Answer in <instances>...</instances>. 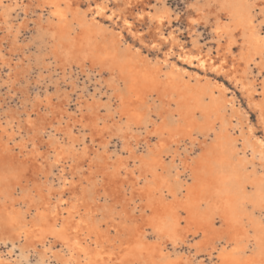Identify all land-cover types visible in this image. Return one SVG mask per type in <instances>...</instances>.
I'll use <instances>...</instances> for the list:
<instances>
[{"label":"rangeland","instance_id":"374dc122","mask_svg":"<svg viewBox=\"0 0 264 264\" xmlns=\"http://www.w3.org/2000/svg\"><path fill=\"white\" fill-rule=\"evenodd\" d=\"M100 1L105 2L109 10L116 7L114 0ZM221 1L138 0L135 12L138 13L141 10L163 12L166 18L161 25L163 27L161 34L168 36L173 33L181 44L183 43L186 47L199 48L212 57L215 56L216 61L226 55L227 60L229 59L228 63L235 64L243 75L253 80L258 96L261 97L263 96V77L258 73V68L264 58L257 57L247 67L244 66L246 62L241 58V54L246 48L245 39L249 40L252 32L257 30L264 35V31L259 26V13L264 9V0H229L225 5ZM88 2L87 0H72L70 11L61 20L53 19L50 8H45L42 0H3L0 5V177L2 175L4 177H1L0 181V210L13 209L17 215L27 213L25 215L29 221L37 214L36 206L40 205L39 202L52 201L51 207L63 197L72 202L68 191L60 194L62 178L65 176L64 178H68L69 181L78 180L83 178V174L94 172L99 180L105 175L102 165L106 164L102 159L109 158L110 161L107 162L111 164L106 162L109 166L108 168L106 165V172L107 174L112 172L113 177L118 178L116 182H119L123 188V199L125 200H120V202H123L131 213V221H129L135 227L144 223L141 236H143L145 249L127 257L125 264H156L157 262L158 264H219L217 255L219 248L222 247L220 241L231 249L235 246V241L231 238L236 231H242L243 227H231L230 220L225 216L224 200L208 199L215 187L216 189L220 188L219 185L223 187L222 180L242 179L243 182L245 177L251 181L253 179L264 180V161L260 160L259 154L253 150L248 149L249 151L245 154L243 144L239 141L241 138L239 133L243 130L244 135H247L248 122H255L253 120L255 114L250 112L249 121H246L245 113L248 110L246 100L223 76L211 71H203L195 65L185 64L178 59L176 53L170 55V63L165 64L163 57L170 47L169 43H163L158 48L150 46L152 39L148 31H153L151 27L153 22L148 17L142 20L130 17L139 26V30L147 34L146 44L123 30L120 20L117 23L114 20L99 18L100 25L90 22L88 25L79 24L78 21L86 15L87 11H81L80 8ZM9 6L12 9H9ZM234 8H236L235 16L232 15ZM73 12L78 13V19L74 17ZM86 16L90 21V16ZM220 26L224 31L221 30V34L218 35L216 31ZM118 30L125 35L120 44L114 41ZM63 34L69 35V39H61ZM75 37L81 42L79 45L71 46L70 41ZM84 37L89 40V43ZM151 37H154V33ZM228 41L231 42V49L225 50ZM109 45L115 46L116 49L119 48L116 52L123 57L120 62H123L124 67L134 71L133 75H129L127 79L128 85L120 74V69L110 70L112 66L110 60L103 61L104 63L99 62L88 53L90 51L101 52L110 47ZM136 49H139V52H136ZM173 64L179 65L181 69L187 68L184 69L186 73L182 75L171 71ZM215 82L224 83L229 89L226 92L228 94L220 93ZM116 85L121 91L116 90ZM189 86L193 89L210 86L213 88L212 95L218 98V103L212 106L209 95H200L194 90L183 97L181 92ZM119 92L124 94V98L120 99ZM200 97L203 103L207 104L205 110L195 107ZM228 99H233L234 104H237L235 110L239 111H235L236 116L232 118L231 111L226 108L225 100ZM49 104L52 106L53 115L61 111L59 116H53V119L62 124L61 139H66L63 146L64 161L56 167H53L50 161L42 165L25 146L30 138L26 114L33 109L37 112L41 108L47 109ZM122 109L126 110L127 114H123ZM129 115L134 116L138 122L132 128H129L127 124ZM170 120L177 122L178 129L174 131L165 129L160 137L153 133L155 127L163 122L170 126L168 123ZM224 120L228 122L225 129L222 127ZM212 124L215 125V131L208 130ZM95 127L99 130L94 133ZM93 134H96V138ZM218 136H221L224 141L225 138L229 141L237 140L235 150H238V153L234 154L233 158H230L232 156L230 147L227 144H219ZM70 137L76 141L75 148L70 147L72 141ZM158 142L163 144L164 151L155 161H152L153 164H156L158 172L164 175L169 174L167 184L180 183L183 191L172 193L168 190V185L164 184L157 189L146 190L141 198L140 194H143L144 190L140 189V185L145 182L144 179L149 177L150 172L147 171L149 167L142 164L139 159L147 154L149 147H153ZM127 143L130 145L127 146ZM83 147L89 151L90 155L87 156L88 158L80 159V169L83 167L81 170L70 174L69 167L73 160L71 158L80 157ZM13 156L16 160L23 157L30 165L31 173L24 172L16 175L17 171L14 166L5 168L3 161ZM243 157L247 158L245 162H241ZM223 160L227 161V164L231 162V166L235 168L234 172L227 171L229 168L225 167L226 162ZM183 162L190 165L188 170L184 168ZM171 164L177 165V168H173ZM142 170L144 171L141 172ZM124 171L126 173H122ZM62 172L64 176L60 174ZM246 185L248 186L246 192L255 193L256 188L252 183L247 182ZM231 188L232 195L236 199L237 188L235 185ZM133 193L137 196H133ZM184 193L190 195L189 201L184 198ZM102 196L103 188L97 194L99 199ZM148 196L153 200L156 199L155 211L147 206ZM100 202L102 206V201L98 203ZM237 202H239L238 212H240L241 220L243 219L246 224L245 229L250 235L264 231V200L238 199ZM68 206L69 204L61 205L60 215L55 217L58 227H67L70 223L68 221H71ZM27 208L29 209L26 210ZM190 211H194V214L193 218L189 219ZM52 214L53 212L47 217L50 219ZM160 219L167 222L169 231L166 229V233L156 231L154 222ZM99 220L100 217L96 220L97 226L100 225L97 230L104 231L107 225L99 224ZM176 222L179 224L176 225ZM46 224L49 225L50 220ZM173 228L175 234H171ZM94 231L95 228L85 227L82 229L81 238L85 237L93 241L96 238ZM5 237H10V239H1ZM173 237L175 239H172ZM45 241V243L36 241V244L30 240H19L10 234L3 235L0 229V263L86 264L85 261L82 263L77 260L68 261L69 255L65 252L64 246L62 248L63 244L56 235L49 234ZM248 255L257 258L255 250L249 251ZM161 260L164 263H161ZM256 264H261V262L258 261Z\"/></svg>","mask_w":264,"mask_h":264},{"label":"bare ground","instance_id":"6f19581e","mask_svg":"<svg viewBox=\"0 0 264 264\" xmlns=\"http://www.w3.org/2000/svg\"><path fill=\"white\" fill-rule=\"evenodd\" d=\"M2 1L3 0H0V5L2 4ZM71 1L72 0H42L43 6L45 8L46 7L50 8V14L53 17V19H60V20L65 18L66 13L68 11H70V2ZM87 1H89V0H87ZM121 1L120 0H114V2H116V7L112 8L110 10H109L108 5L106 4L108 10L106 11L105 15L95 16V18L94 19L91 18L90 21L87 18V16L84 15V17L78 21L79 24L88 25V24L92 23L95 25H100L99 24L100 23L99 18L109 19L108 17L111 16L112 13L114 12V13H116V15L111 20H114L115 22L120 20V22L122 23L121 24L122 29L125 30L130 35H132L131 32H136L137 36L132 35L134 38H137L138 36H140V33H143L144 35H143V37L140 38V41H142V43H145V42H147V41H145V37L147 34L143 31H140L138 28L139 26H137L135 21L131 20L130 17L132 16L133 18H135L137 20H142L145 17H148L153 22V23H151V25H152L151 27H153V29H152L153 31H151V30L148 31V33L151 34L150 38L152 39L150 41V46L152 44H154V45H156V47H153V48H158L161 45H163V43H169V46H170L169 49L167 50V52L165 51L166 52L165 55L163 54L164 55V57H163L164 61L163 62L165 64L168 65L170 63L169 60H171L170 55L176 53L178 59L185 64L187 63L189 65H195V66H198L199 69H201L203 71H208V72L211 71V72H214L220 76H223L224 79L227 82H229L231 85H233L242 94L243 98L246 100V104L248 107V110L247 111L245 110L246 111V113H245L246 114V121L248 120V117L250 116V112L255 114L256 117H258L260 111L264 110V61L261 62V64L259 65V68H258L259 69L258 73L261 75V77H263V81H262L263 96L259 97L256 85L253 82V80L251 79L252 80L251 81L248 77L243 75L242 72H240L239 68L235 64L228 63L227 61L229 59L227 60L226 55H223L222 57H220L221 58L220 60L216 61L215 56L212 57L209 53L204 52L199 48L195 49L194 47L193 48L188 47V46L186 47L185 45H183V43L181 44L179 42L180 40L179 41L177 40V38L175 37V35L173 33H170L168 36L161 34V30H162L161 28H163V27H161V25H163L164 19L166 18V17H164L163 12L159 13V12H149L148 10H146V11L141 10L140 12L137 13V12H135V6H136V4H137L136 2L138 0H121ZM98 2L101 4H105V2L100 1V0H98ZM162 2H165V0H162ZM221 2H222V4L225 5V4H228L229 0H222ZM44 7H42V8H44ZM10 8H11V6H9V9ZM73 13H74V17H77V19H78V13L77 12H73ZM235 14H236V8H234L232 10V15L235 16ZM140 17H142V18H140ZM123 19H130L131 23L133 24V28H132L131 32L125 28V26L123 24ZM221 30H223V29L220 26V27H218L217 31L216 30L215 31L218 35H220ZM119 31L120 30H118V33L114 32L115 33V39L113 38L117 44L118 43L120 44L123 41V35H124L122 31H120V32ZM153 33H154V37L152 38L151 36H153ZM64 38L66 40L69 39V35L67 36L66 34H63L61 39H64ZM124 38H125V35H124ZM84 39L87 41V43H89V40L87 38L84 37ZM245 41H246L245 42L246 48L244 47L245 49L241 54V58L243 60H245V62H246V65L244 64V66L249 67L251 61L252 60L254 61L257 57L261 56V58H264V35H261L257 30H255L254 32H252V36L250 35L249 40L245 39ZM80 42L81 41L77 37L73 38V40L70 41V43L72 44L71 46L79 45ZM109 46L110 47L105 48L101 52H95V51L91 52L90 51L88 53L93 55L92 58L94 60L99 61V62H103V61L105 62L107 60H110L111 64H112V66L110 67V70L115 71V70L120 69V74L123 76L124 80H126L125 81L126 85H128L127 79H129V75H131L134 71L132 72V70L130 68L124 67L123 62L122 61L120 62V60H122L123 57L121 56V54L116 52V50H118L119 48L116 49L115 46H111V45H109ZM127 46L129 48H132V46H129V45H127ZM100 49H103V48H100ZM230 49H231V42H229L226 45L225 50H230ZM69 51H71V50H69ZM136 52H139V49H136ZM109 56H111L112 58H110ZM134 58H135V56L133 57V61H134ZM228 58H230V57H228ZM137 60H138V58H137ZM135 62H136V60H135ZM240 62H242V61H240ZM103 63H102V65H103ZM184 69H187V68L184 67L183 69H181V67H179V65L177 66L176 64H173L171 71H175V72L181 73L183 75L184 73H186ZM253 70H254V68H253ZM138 71H139V69H138ZM161 71H162V69H161ZM192 76H193V73H192ZM200 81H201V79H200ZM116 83H118V82H116ZM214 84L217 87V89L220 91V93H222L224 95L226 94L227 90H229V89H227V86L224 83H221V82L216 83L215 82ZM119 88L120 87L117 86L116 90L121 91V89H119ZM193 90L196 93L199 92L200 95H206V94L209 95L211 97V103L210 104L212 106H215V104L218 103V98H216L215 96L212 95L213 88H211L210 86H205V87L201 86V87H197L195 89H193L191 86H189L185 89L184 92H181V93L184 97L185 95H188L189 93H191ZM179 95H181V94H179ZM119 97H120V99L124 98V94L119 92ZM222 102L223 101H221V103ZM225 102H226V108H228L229 111H231V118L236 116V112H239L238 110H235V108H236L235 105H237V104H234L233 99L225 100ZM206 105L207 104L203 103V100L201 97L195 103V107L197 109L202 108L203 110H205ZM122 110H123L122 111L123 114H127L126 110H124V109H122ZM60 113H61V111H60ZM53 116H56V115H53ZM68 121H70V120H68ZM127 121H128L127 124L129 126V128H132L134 124L138 123L137 119H135L134 116H132V115L130 116V118L128 117ZM168 123L170 124V126H167L166 123H164L163 125L161 124V125L156 126L155 130H153V133H155L158 137H160L163 134V131L165 129H169L171 131H174V130L178 129L177 127H179V125L177 126V122L174 120H170ZM227 123L225 122V120L223 121V126H222L223 129H225L227 127ZM254 123H256V121ZM249 124L250 123L248 122V129H249ZM79 125H81V124H79ZM171 125H173V126H171ZM248 129H247V132H248L247 135H244L243 130L241 131V133L238 132L239 135L241 136L239 141L243 144L242 148L244 147L245 154H247L246 152L249 151L248 149L253 150L254 152L259 154V159L264 161V145H261L259 143V137L258 136L254 137L253 134ZM98 130L99 129L97 127H95L94 133L97 132ZM208 130L215 131L216 130L215 125L212 124L210 127H208ZM93 136H95L94 138H96V134L95 135L93 134ZM70 139L72 140L70 143L71 144L70 147H73L75 145L76 141L73 140V137L72 138L70 137ZM217 140H220L219 144H227L228 147H230V152L232 153V156H230V158H233L235 156L234 154L238 153V150H235V148L237 147V144H236L237 140L232 139L229 141L225 138V141H224V139L221 136H218ZM166 142H167V140H166ZM174 142H177V141L174 140ZM128 145H130V143L129 144L127 143V146ZM126 148L129 149L128 147H126ZM64 150L61 152V155L64 154ZM69 150H73V148L72 149L69 148ZM163 151H164L163 144L158 142V143H155V145L153 147H151V148L149 147V149L147 150V154L143 155L139 159V160H141L142 164H145V166L149 167V169H147V171L150 172V175H148L149 177H147V179H144L145 182L140 185V189L144 190L143 194H140L141 198H142V195H144L146 190L147 191L149 189L151 190V188L157 189L160 185H164V184L168 183V180L170 178L169 174L164 175L162 172H158L156 164H153V162H152V161H155L156 158L163 153ZM81 152H82V155L80 157H78L77 159L71 158L73 160H72L71 165L69 167L70 168V174L71 173L75 174L78 172V170H81L83 167L80 169V159H83V158L87 157L88 155H90V154H88L89 151L86 148L82 149ZM204 152L206 153V151H204ZM219 153H220V151H219ZM202 154L204 156V153H202ZM75 155H77V153H75ZM224 159H225V157H224ZM246 159L243 157L241 162H245ZM102 160H104L103 163L106 165H107V163H109V162H107L109 160V158H106V159L103 158ZM223 162H226V164H224V165H225V167L229 168V169H227V171L229 173L234 172L233 170L235 168L233 166H231V162H228V164H227V161L223 160ZM99 163L100 162H98V164ZM114 163H115V161H114ZM98 164H96V165H98ZM109 164H111V163H109ZM183 164H184L183 166L185 169L188 170L190 168V165L187 162H183ZM64 165H65V163H64ZM106 165H102V167L104 166V169L102 168V171L104 170L105 175H103V177L100 178L99 180L95 177L94 172H90V173L87 172V174L85 173V175L83 174V178H81V179L70 180L71 183H69V184H65V181H69L68 178H64L65 177L64 175H63L64 176L63 178L60 176L62 178V181L60 182V190H61L60 194H62L64 192L66 193V191H68L69 194L71 195V198H72L71 200H73L71 202L67 198L71 202V203L70 202L68 203L69 206L67 207V210L69 212L68 214L70 215L69 217H71V221L70 220L68 221L70 223L67 227H58L57 218H55V217L60 215L59 212H60L61 205H64L62 203V200H67V199H64V197H63V199H60L58 202H56V204H54L53 207H51L52 201L50 202L47 200L44 202L42 200L43 201V202L41 201L42 203L39 202L40 205L37 204L38 206H36V210H38L37 214H35V217L31 216L32 219L29 221H27V217L25 215L27 213H25L24 215H19V214L17 215L13 209H11V210L9 209L10 206L8 207V209L10 211H8L7 208L1 209L0 210V229L2 230V234L5 236L10 234V235H13L16 239H19V240L23 239L26 241L30 240L34 243H36V241L44 242L46 240V238L49 236V234H53V235H56L61 240V242L63 244L62 248L64 246L65 252L69 255L68 261H70V262H71V260H73V261L77 260L79 263H82L85 261L86 264H111V263L114 264L115 262H118V264H125V260L127 257L132 256V254L134 252H137V251L140 252L142 249L143 250L145 249V243L143 242V236H141V232H143V228H144V223L138 224L135 227V225L130 222L131 221L130 220L131 219V213L128 211L127 206L123 202H120V200H125V199H123V197H124L123 188L119 182L118 183L116 182L118 178L117 177L114 178L112 172L107 174ZM48 166H49V163H48ZM171 166L173 168H177V165L171 164ZM49 167H51V166H49ZM108 168H109V166H108ZM169 169H171V167ZM46 170H48V169H46ZM49 170H52V169L49 168ZM118 170H119V168H118ZM143 171L144 170H142L141 172H143ZM41 173H42V171H41ZM122 173H126V172L124 171ZM100 174H101V172H100ZM127 174H129V172ZM1 175H2V173H1ZM16 175H17V173H16ZM16 175H15V177H16ZM57 175H58V173H57ZM129 176L130 175H128V177ZM1 177H3V175ZM1 177H0V181H1ZM7 178H9V176ZM131 178H132V176H131ZM245 178L246 179H243L244 180L243 182H242V179H240V180H236V179L235 180H231V179L222 180L221 183L223 184V187L218 184L220 186V188L216 189V187H215V189L213 190L212 194L209 196V199H208V200H224L223 201V208H225V210H226L225 216L230 220V221L229 220H226V221L230 222L229 224L231 225V227H237V228L243 227L242 231H240V232L236 231V233H234L233 237L231 238L232 240L235 241L234 242L235 246L232 247L231 249L228 247V245H225V244L221 243V241H220V244H222V247L219 248L218 255H217V259L219 261V264H256L258 261H260L261 264H264V231L261 230L259 232H255L254 235L253 234L250 235L249 231L247 229H245L246 224L243 222V219L241 220L240 212H238L239 202H237L238 199L239 200L240 199L264 200V180L253 179L251 181V180L247 179V177H245ZM58 179H60V178H58ZM129 179H130V177H129ZM219 180L220 179H218V181ZM247 182L252 183L253 186L256 188V190L254 191L255 193H248L245 191L246 187H248L246 185ZM137 185L139 186V183ZM167 185H168V190L172 193L183 191V190H181L182 184H180V183H177L174 185H172V184H167ZM234 185L237 188L236 195H237L238 199L237 198L235 199V196H233L232 192H231L232 191L231 187H233ZM102 188H103V196L101 199H99L97 197V194H99V192L102 191ZM54 192H52V193H54ZM132 195L137 196L134 193ZM6 196L9 197L8 194H6ZM44 198H45V196H44ZM184 198L188 199V201H189L190 195L185 194ZM146 199L147 200L149 199L147 206H149L152 210L155 211L156 207H157L156 203H155L156 199L153 200L150 196H148ZM100 200L102 201V206H100L101 202H100V204L98 203ZM15 203L17 204V202H15ZM120 203H122V204L119 205ZM78 204H79V206H78ZM34 206H35V204H34ZM80 206H82V207H80ZM118 206H121V207H118ZM28 207H30V206H28ZM32 207H31V210H32ZM28 209L29 208H27L26 210H28ZM158 209H159V207H158ZM52 212H53V214L49 219L47 217V215L51 214ZM63 214H65V213H63ZM193 214H194V211H190L191 216L189 217V219L193 218ZM61 217H58V218L61 219ZM99 217H100L99 224L105 223L107 225V227L104 231L103 230L99 231V229L97 230V228H99L100 225L97 226L96 220ZM48 220H50L49 225L46 224V222ZM177 224H179V222H176V225ZM237 224H238V226H237ZM154 225H155L156 231L159 233H166L167 231H169V227H167V222L164 219H160V220H158V222H154ZM85 227L95 228L94 232H95L96 238L95 239L93 238L94 239L93 241H89L88 239H85V237L83 239L81 238L82 229H84ZM166 229H167V231H166ZM236 230H238V229H236ZM171 234H175L174 228H173V233H171ZM171 234H169V235H171ZM84 236H87V235L84 234ZM7 238L10 239V237H5V238H1V239H7ZM172 239H175V238L173 237ZM77 241L79 242L78 245L76 243ZM30 249L32 250V248H30ZM253 249L255 250V256L257 258L249 257V255H248L249 251H251V250L254 251ZM143 253H145V252L143 251ZM49 255H50V252H49ZM2 259H4V258H2ZM184 260H185V258H184ZM178 261H179V259H178ZM3 263L4 262H1L0 264H3ZM161 263H164V262L162 261ZM7 264H11V263H7ZM72 264H74V263H72ZM156 264H158V262Z\"/></svg>","mask_w":264,"mask_h":264},{"label":"snow or ice","instance_id":"6c2138e0","mask_svg":"<svg viewBox=\"0 0 264 264\" xmlns=\"http://www.w3.org/2000/svg\"><path fill=\"white\" fill-rule=\"evenodd\" d=\"M80 10H87L85 14L94 19L95 16L105 15L108 9L106 4H101L98 0H89L88 3L82 5ZM115 15L116 13L113 12L108 18L111 20ZM193 23H195V21H193ZM123 24L125 28L131 32L133 24L130 19H123ZM259 26L261 30L264 31V9L260 10L259 13ZM131 34L137 36L136 32H131ZM143 35V33H140L137 39H140ZM151 47H156V45L152 44ZM56 115L59 116V112H57ZM26 117L28 134L30 137L26 142V147L31 155L37 158L42 165L48 161H51L53 167L60 165L64 161V156L61 155V152L64 150L63 146L66 143V139H61L63 135L61 130L62 124L58 123L56 119H53L51 104H49L47 109L41 108L39 112L33 109L30 113L26 114ZM253 120H255L256 123L250 122L248 130L254 137L259 136V143L264 145V110L260 111L258 117L254 116ZM3 164L5 168L14 166L17 174L24 172L31 173V167L23 157L19 160H16L14 156L10 159L6 158ZM61 174L63 175V172ZM69 183L71 182L65 181V184ZM62 203L67 206L69 201L62 200ZM76 243L77 245L79 244L78 241Z\"/></svg>","mask_w":264,"mask_h":264}]
</instances>
